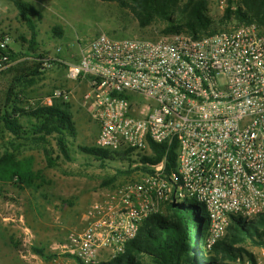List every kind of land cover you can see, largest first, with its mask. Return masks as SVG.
<instances>
[{
	"label": "built area",
	"instance_id": "1",
	"mask_svg": "<svg viewBox=\"0 0 264 264\" xmlns=\"http://www.w3.org/2000/svg\"><path fill=\"white\" fill-rule=\"evenodd\" d=\"M220 4L225 9L228 0ZM11 41L0 28V73L11 65ZM80 52L66 64V77L87 83L82 104L99 126L95 146L132 149L135 167L144 165L137 153H151V143L176 142V164L168 170L163 157L136 178L93 190L83 229L67 233L49 264L110 260L181 193L204 206L209 252L232 216L248 221L264 212V27L240 24L202 37L100 33ZM54 99L69 102L71 91L57 87L43 103ZM246 250L250 256L228 262L264 264V238Z\"/></svg>",
	"mask_w": 264,
	"mask_h": 264
},
{
	"label": "rangeland",
	"instance_id": "2",
	"mask_svg": "<svg viewBox=\"0 0 264 264\" xmlns=\"http://www.w3.org/2000/svg\"><path fill=\"white\" fill-rule=\"evenodd\" d=\"M23 1L42 15L41 18L34 19L37 50L62 63L77 62L81 56V48L100 33H106L115 39L154 38L161 34L160 28L164 23L155 20L148 26H140L131 9L132 4L127 0ZM224 11L220 0L208 1V15L213 20L211 30L218 31L236 26L234 19L222 21ZM0 28L7 29L12 37L9 47L22 52V56H19L16 62L26 60L29 56L26 52L31 31L19 17L14 0H0ZM5 87L4 81L0 80L1 105L4 102ZM57 87L71 91L69 101L71 106L74 98L79 102L80 112L76 115L73 113L76 135L68 138L71 159L58 158L56 157L58 151H55L53 155V158L56 157L55 164L49 166L38 144L15 139L0 127V130H3V133H0V158L10 153L22 168L27 164L23 158L29 155V152L35 156L34 170L31 169L23 188L14 185L16 177L0 176V264H49L56 252L54 247L64 241L69 231H79L67 219L71 213H77V220H80L85 210L83 201L89 192L98 187L114 186L144 173L142 171L120 173L116 180L104 185V179L114 175L117 169L126 170L128 163L119 159L101 161L80 148L95 146L99 128L98 123L90 119L82 104V97L88 88L86 81L77 83L69 80L66 77V68L54 64L46 69L34 84L22 87L21 91L25 102L43 103ZM25 122L24 120L23 123ZM49 140L53 141L51 138ZM1 173L0 170V175ZM19 173L22 174L23 170L20 169ZM84 182L90 184L89 189L78 190ZM179 197V202H195L193 196L186 198L181 193ZM163 210L166 211V207ZM193 222L190 218L189 242L192 248L196 247L198 236H205L208 233L207 223H203L202 235H199V229L193 227ZM252 245L249 242L241 244L245 249L251 248ZM34 247L43 249L47 256L44 257L35 251ZM200 247V251L208 256L209 251L204 248L202 242ZM105 254L103 253L102 257Z\"/></svg>",
	"mask_w": 264,
	"mask_h": 264
},
{
	"label": "trees",
	"instance_id": "3",
	"mask_svg": "<svg viewBox=\"0 0 264 264\" xmlns=\"http://www.w3.org/2000/svg\"><path fill=\"white\" fill-rule=\"evenodd\" d=\"M132 6L140 26H148L155 20L163 23L161 34L184 33L193 37L211 35L217 30H211L212 18L208 15L209 0H127ZM18 15L31 31L28 58L17 61L22 52L7 48L8 61L11 65L0 73V80L6 84L4 102L0 104V127L10 133L13 138L25 142L36 143L41 148L49 166L55 164L54 158L71 159L68 138L76 135L75 121L71 105L67 101L54 99L52 103L25 102L22 87L34 84L44 71L56 64L64 66L57 59L49 58L44 52L38 51L36 41L35 18L42 17L41 13L23 0H14ZM236 20L240 24H256L264 27V0H228L222 21ZM226 29V28H222ZM221 29V30H222ZM48 63V66L45 65ZM1 103V102H0ZM26 121L23 123V121ZM3 133V130H0ZM52 139L51 142L49 139ZM176 142L168 144H150L151 153H137L139 161L144 165L133 167L136 160L130 157L132 149L109 151L96 146L80 148L88 154L96 156L101 161H127L126 170L117 169L111 177L103 180L107 185L116 180L118 174H129L133 171H148L150 164L166 158L168 170L175 167ZM58 151L53 158L54 152ZM103 163V162H102ZM101 163V165H102ZM15 162L14 155L8 153L0 158L1 177H16L15 184L23 187L31 173V165L27 163L22 168ZM22 169L23 173H19ZM193 227H198L202 235L203 223H209V217L204 206L199 202L170 201L163 213L152 214L141 224L135 238L130 240L123 253L111 258L90 264H230L244 253H250L241 244H261L264 238V212L257 218L244 220L240 216H232L228 231L219 240L213 251L206 256L201 250L202 236H198L196 247L189 242L190 218ZM35 251L45 255L43 249L34 247ZM51 256V255H49ZM48 256V257H49ZM148 259L149 261H147ZM210 259L208 262L207 260Z\"/></svg>",
	"mask_w": 264,
	"mask_h": 264
},
{
	"label": "crops",
	"instance_id": "4",
	"mask_svg": "<svg viewBox=\"0 0 264 264\" xmlns=\"http://www.w3.org/2000/svg\"><path fill=\"white\" fill-rule=\"evenodd\" d=\"M78 104H79L78 100L74 98L73 104H72L73 106H71L72 114L75 113V115H76V114H78L80 112L79 111V105ZM81 125L83 126V123L82 122H81ZM83 131H85V130H83ZM98 132H99V128H98ZM97 135H98V133H97ZM34 158H35V156L32 155L31 152H29V155H26L23 158V160L26 159V162L31 165V169H33V170H34V167H35V164H34L35 163V160H34ZM27 159H28V161H27ZM14 185H16V184H14ZM32 185H34V184H32ZM89 187H90V184L89 183L86 184L84 182V184L82 186H80L78 190H87V189H89ZM19 188H23V187L19 186ZM90 194H91V192L88 193V195L85 197V200L83 201V203L85 205V210L83 211L80 220H77V218H78L77 215L78 214L77 213H74V212H73L74 214L71 213L68 216V219H67V221H69L70 224L71 223L74 224L75 228H78L79 230L83 229V227H84V214H85V211H86V207H87V204H88V201H89Z\"/></svg>",
	"mask_w": 264,
	"mask_h": 264
},
{
	"label": "water",
	"instance_id": "5",
	"mask_svg": "<svg viewBox=\"0 0 264 264\" xmlns=\"http://www.w3.org/2000/svg\"><path fill=\"white\" fill-rule=\"evenodd\" d=\"M200 228H201V226H200Z\"/></svg>",
	"mask_w": 264,
	"mask_h": 264
}]
</instances>
